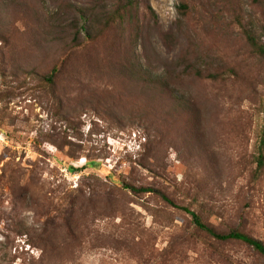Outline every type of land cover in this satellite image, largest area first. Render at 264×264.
I'll use <instances>...</instances> for the list:
<instances>
[{
    "label": "rangeland",
    "instance_id": "374dc122",
    "mask_svg": "<svg viewBox=\"0 0 264 264\" xmlns=\"http://www.w3.org/2000/svg\"><path fill=\"white\" fill-rule=\"evenodd\" d=\"M134 1L108 28L119 0H0V264H264L111 184L264 242V0Z\"/></svg>",
    "mask_w": 264,
    "mask_h": 264
},
{
    "label": "trees",
    "instance_id": "16d2710c",
    "mask_svg": "<svg viewBox=\"0 0 264 264\" xmlns=\"http://www.w3.org/2000/svg\"><path fill=\"white\" fill-rule=\"evenodd\" d=\"M137 1L134 0H119V6L117 9L113 12H109L106 16V22L105 27H111L112 25H115L117 23H122L126 20L127 14L137 8ZM184 10H187L186 6H183ZM183 13V12H182ZM91 16L87 17L86 15H83L84 24L82 25V32L85 33L86 38L88 40V43H91L90 33L87 30V24L90 21ZM243 32L245 34L246 40L249 43V45L253 48V50L260 56L264 57V45H261L257 39L253 36V34L247 30L243 29ZM80 33V32H79ZM78 35V32L77 34ZM75 35L74 41L75 43H78L77 36ZM79 47V46H78ZM59 75V67H55L52 69V71L45 76L40 77L39 83L51 90L55 88L56 80ZM211 79H218L217 76L211 75L209 76ZM256 168L253 172V180L255 183L259 182L264 174V124L260 130L258 140L256 142V155L254 160ZM87 165H91L93 167L98 166L97 160H90L87 158ZM68 172L70 174L79 173V170H75L73 167L68 166ZM111 181V180H110ZM111 184L115 188H122L125 191L131 192L133 195H140V194H153L160 196L162 200L168 204L170 207L175 208L177 210L183 211L190 215L192 218V224L195 227V229L199 232H202L206 234L212 242H210L208 245H205V251L213 252L217 255L218 253V247L219 246H225L228 243L231 242H239L247 245L248 247L252 248L255 253H257L261 258L264 260V242L253 238L244 232L240 231L239 229H233L229 231L228 233H220L210 225H208L201 215L198 213L191 211L187 207H183L178 205L174 200H172L169 196L161 192L160 190L148 187V188H139L135 187L129 184H126L125 182H119L115 183L111 181ZM192 243L197 245L196 240L192 239L190 240ZM178 253L175 255L177 256ZM159 262L160 264H166L167 256L165 254H162L159 256ZM221 262L223 264H236L234 262H231V258L226 255H221Z\"/></svg>",
    "mask_w": 264,
    "mask_h": 264
}]
</instances>
